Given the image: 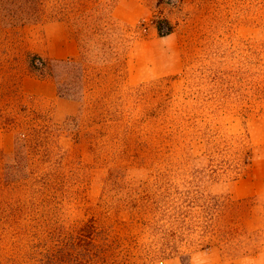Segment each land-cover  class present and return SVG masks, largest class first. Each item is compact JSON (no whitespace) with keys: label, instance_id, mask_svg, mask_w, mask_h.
<instances>
[{"label":"rangeland","instance_id":"1","mask_svg":"<svg viewBox=\"0 0 264 264\" xmlns=\"http://www.w3.org/2000/svg\"><path fill=\"white\" fill-rule=\"evenodd\" d=\"M40 1L36 22H0V178L17 125L73 120L41 148L43 187L0 189L12 196L0 199V264H264V0H65L69 17L111 14L128 47L121 77L110 69L77 101L58 98L52 71L80 36L59 1ZM117 98L135 135L116 134ZM164 111L185 144L151 139ZM218 154L240 170L223 171ZM204 155L217 169L188 184Z\"/></svg>","mask_w":264,"mask_h":264},{"label":"trees","instance_id":"2","mask_svg":"<svg viewBox=\"0 0 264 264\" xmlns=\"http://www.w3.org/2000/svg\"><path fill=\"white\" fill-rule=\"evenodd\" d=\"M57 1H59V8L55 14H58L60 18L74 22L80 41L77 56L60 61L52 74L56 79L58 98H72L71 100L77 101L80 98L79 95L81 98L84 97L88 85L99 86V79H106V73L110 69H113V74L116 77H121L128 49L127 40L125 30L112 20L111 14L108 16L103 13H96L97 10H94L92 14L79 11L69 17V14L65 12V0ZM41 8L40 0H0V22H7L12 26L34 23L41 14ZM164 28H166V32H164ZM156 30L159 36H164L171 32L172 27L167 20L160 19L156 22ZM108 55L111 56V59L107 58ZM103 92L97 90L92 103V114L97 117L98 109L102 106L103 94H105ZM138 93L139 91L130 93L128 100L130 101L132 96L138 95ZM114 112L116 134L121 136L123 135L122 130L128 129V133L135 135L137 124L134 119L136 118H133L132 114H129L131 112L125 108L123 98H117ZM160 112L159 116L153 117L152 131L156 130V132L153 134L155 137L151 139L161 138L174 145H183L187 138H192L190 133L185 131L184 126L170 124V118L175 117L177 112H172L173 115L171 116L170 112L164 111L161 114ZM49 120L48 117L36 115L32 125H17L12 155L2 165L1 190L18 191L26 189L31 191L43 187L49 181L47 179L48 174L43 173V170L35 171V167L39 168L38 156L41 148L44 143L48 144L46 141L53 143L58 135L68 132L69 122L73 119L60 123H50ZM217 156L221 158L223 171L235 167L236 164L233 165V159L228 163V160L227 162L223 160L224 155L218 154ZM214 158L212 155H204L192 159L188 167V173L191 175L188 184L195 186V184H199L203 175L209 176L215 172L217 165H214ZM243 163H250L248 156L244 157ZM238 166L235 167L234 172L240 170ZM11 198L12 196L0 195V199L3 200ZM180 261L181 264H189L187 255H181Z\"/></svg>","mask_w":264,"mask_h":264},{"label":"crops","instance_id":"3","mask_svg":"<svg viewBox=\"0 0 264 264\" xmlns=\"http://www.w3.org/2000/svg\"><path fill=\"white\" fill-rule=\"evenodd\" d=\"M240 182H242V185L246 188V193L250 192V195H252L258 192L256 186L254 187L250 180L244 179Z\"/></svg>","mask_w":264,"mask_h":264}]
</instances>
